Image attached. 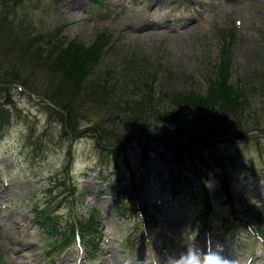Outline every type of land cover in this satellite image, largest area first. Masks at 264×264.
Returning a JSON list of instances; mask_svg holds the SVG:
<instances>
[{
	"label": "rangeland",
	"instance_id": "374dc122",
	"mask_svg": "<svg viewBox=\"0 0 264 264\" xmlns=\"http://www.w3.org/2000/svg\"><path fill=\"white\" fill-rule=\"evenodd\" d=\"M55 31L64 46L72 40L89 46L101 32L110 34L93 79H106L116 101H139L152 85L158 113L174 108L172 92L192 91L207 98L209 80L228 42V83L242 90L245 113L258 126L237 139L235 121L229 120L230 136L211 147L198 142L194 147L209 161H224L236 199L235 216L219 181L184 151L175 158L163 135L151 144L148 155L143 154L139 122L118 128L127 137L124 155L114 156L108 147L102 151L96 145L88 129L102 113L89 106L78 110L79 135H63L59 119H50V103L43 96L51 75L24 65L20 50L9 48L18 36L16 45L23 44L27 32ZM13 70L28 79L29 87L16 82L6 86L12 103L6 106L10 123L0 132V264H85L74 246L55 259L50 233L33 217L35 208L43 209L62 193V177L75 188L77 204L66 192V199L54 202L55 219L65 228L76 213L96 210L101 219L102 246L93 264H184L190 255L198 264L205 257L218 264H264V180L257 175L264 170V0L8 1L0 6V73ZM148 122L157 129L171 127L164 120ZM172 177L184 186L175 198L168 190ZM131 182L142 186L149 214L145 226L136 209L133 221L119 220L115 213L119 188ZM204 197L212 210L201 223L209 232L197 219L203 216ZM225 216L234 220L226 233L219 228ZM242 222L252 224L262 239L250 238ZM128 237L138 243L135 249L129 247ZM207 238L213 243L209 250Z\"/></svg>",
	"mask_w": 264,
	"mask_h": 264
},
{
	"label": "trees",
	"instance_id": "16d2710c",
	"mask_svg": "<svg viewBox=\"0 0 264 264\" xmlns=\"http://www.w3.org/2000/svg\"><path fill=\"white\" fill-rule=\"evenodd\" d=\"M8 1L17 4L19 0H0V6ZM3 22L1 20V24ZM6 30L9 34L13 32L9 26ZM59 35L60 33L56 31L36 34L27 32L24 34L23 44L16 45L20 40L18 36L14 39L16 42L10 44L9 48L20 50L18 57L23 59L24 65H28L32 70H45L51 75L53 81L44 91L43 96L50 103V119H59L63 135H68L71 138L79 135L81 130L78 129L76 121L80 116L78 110L89 106L94 111L102 113V119L88 129L93 134L96 145L102 151L107 150L108 147L109 152L114 156L124 155L123 141L127 137L118 128L123 124L139 122L141 129L137 138L143 147V154L148 155L153 150L151 144L163 135L161 138L166 142V145L175 151V158L182 157V151H184L191 159L196 158L202 167L206 168L219 181L222 196L232 211L231 215L235 216L237 204L224 161L220 158L209 161L203 156L201 157L194 147L196 142L211 147L214 142H219L230 136L229 120L235 121L236 135L234 137L237 139L245 138L247 133L258 126L257 120L250 118V113H245L248 109L242 90L238 87L233 88L228 83L230 78L228 42L223 44L220 51L222 57L218 66L215 67L216 75H213V78L209 80L207 98H202L192 91L186 94L172 92L169 94V98L174 108L170 112L158 113L154 106L155 97L152 85L147 86L148 95L146 94L139 101H116L113 99L116 94L113 89L108 87L106 79L104 81L93 79L95 67L99 64L100 57L112 39L110 34L101 32L89 46L73 40L64 46ZM27 80H22L17 70L0 73V93L2 91L4 94L0 98V132L10 123V114L6 106L12 103V99L7 87L16 82L28 88ZM132 117L135 118L133 122L130 119ZM150 118L154 122L164 120L171 127L161 129L152 127L148 122ZM107 123H111V125L107 127ZM196 131H199L198 136L195 135ZM257 175L261 180H264V170H261ZM66 181L68 179L62 177L59 182L58 188L62 190V193L57 194L56 200H59L57 203L60 204L69 193L73 200L72 204L76 206L75 188ZM169 181L168 190L171 197L175 198L181 195L184 190L181 181L173 179V177ZM140 188L142 189V186L135 182L119 188L115 207V213L119 220H131L130 216L136 208L147 218V207L141 199ZM204 198L206 200L202 204L203 216L197 218L201 228L204 226L201 223L204 221L203 218L208 216L206 214L212 209L209 199ZM54 202H46L43 209L35 208L33 217L39 221L41 219V229L50 233L49 241L55 254L59 255L73 243L75 229L78 230L86 254L89 257L96 254L101 248L103 238L102 222L96 210L89 211L83 216L76 213L74 224L68 223L65 228L64 224L53 216L56 204ZM230 221L229 216L222 217L219 228L225 233L230 232V228H228ZM259 234L261 233L259 232ZM129 237H133V235L131 234ZM129 237L127 238L129 247L135 248L137 243L131 242L132 239L129 240Z\"/></svg>",
	"mask_w": 264,
	"mask_h": 264
},
{
	"label": "clouds",
	"instance_id": "9594fccd",
	"mask_svg": "<svg viewBox=\"0 0 264 264\" xmlns=\"http://www.w3.org/2000/svg\"><path fill=\"white\" fill-rule=\"evenodd\" d=\"M184 264H198V261H196L195 257L190 255L189 258L184 261ZM203 264H218V262H214L211 257H205Z\"/></svg>",
	"mask_w": 264,
	"mask_h": 264
}]
</instances>
